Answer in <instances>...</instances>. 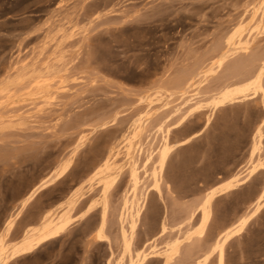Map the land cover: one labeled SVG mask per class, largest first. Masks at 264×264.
I'll list each match as a JSON object with an SVG mask.
<instances>
[{
  "label": "rangeland",
  "instance_id": "obj_1",
  "mask_svg": "<svg viewBox=\"0 0 264 264\" xmlns=\"http://www.w3.org/2000/svg\"><path fill=\"white\" fill-rule=\"evenodd\" d=\"M260 139L264 0H0L2 264H264Z\"/></svg>",
  "mask_w": 264,
  "mask_h": 264
},
{
  "label": "bare ground",
  "instance_id": "obj_2",
  "mask_svg": "<svg viewBox=\"0 0 264 264\" xmlns=\"http://www.w3.org/2000/svg\"><path fill=\"white\" fill-rule=\"evenodd\" d=\"M235 59H236V58H235ZM23 60H26V59H23ZM26 61H27V60H26ZM26 61H25V62H26ZM20 62H21V61H20ZM22 62H24V61H22ZM233 62H234V61H233ZM240 62H241V61H240ZM234 64H235V66H236L237 63H234ZM238 64H240V63H238ZM16 65H17V64H16ZM24 66H26V65H24ZM236 69H237V68H236ZM197 71H198V70H197ZM197 71L194 70L193 72L196 73ZM239 71H240V70H239ZM187 72H188V71H187ZM193 72H189V74H190V73H193ZM184 73H185V72H184ZM185 74H187V73H185ZM185 74H182V76L180 75V78L182 77V78H181V79H182L181 81H183V79H184L183 77L189 75V74H188V75H185ZM49 75H50V74H49ZM183 75H185V76H183ZM194 75H195V74H193L192 76H194ZM38 77H39V76L35 77L34 80L29 84V86L32 85L34 88H39V87H41V86H44L45 84L47 85V83L49 82V79H50V78L47 79L46 77H44L46 80H43L42 78H38ZM50 77H51V76H50ZM188 77H189V76H188ZM188 77H187V78H188ZM190 77H191V75H190ZM178 78H179V77H177V80H175V81H178ZM180 78H179V79H180ZM185 79H186V78H185ZM185 79H184V80H185ZM181 81H178V82L181 83ZM188 81H189V80H188ZM21 83H22V82H21ZM180 83H179V85L181 86ZM182 83H184V81H183ZM186 83H187V82H186ZM176 84H177V83H176ZM176 84H175V86H176V87L178 86V88H180L179 85H176ZM23 87H24V86H23ZM47 87H48V86H47ZM181 87H185V85L182 84ZM29 88H30V87H29ZM41 88H42V87H41ZM178 88H175V89H176V90H179ZM180 90H181V88H180ZM230 96H231V95H230ZM222 97H223V96H222ZM224 97H226V96H224ZM1 98H2V97H1ZM228 98H229V97H228ZM220 99H221V98H220ZM210 100H211V98H210ZM212 100H213V99H212ZM221 100H222V99H221ZM215 101H216V99H215ZM217 101H218V100H217ZM219 101H220V100H219ZM209 102H210V101H209ZM225 102H226V101H225ZM218 105H219V104H218ZM215 106H216V105H215ZM260 135H261V134H260ZM260 135H259V136H260ZM259 136H258V137H259ZM262 136H263V135H262ZM260 138H261V137H260ZM262 140H263V139H262ZM262 140L260 139L259 142L256 143V144H257V145H256V147H257L256 149H257V150H260V151L263 150V149H262V148H263L262 146H264V145H263V143H262ZM256 141H258V140H256ZM162 153H163V152H162ZM167 154H168V153H167ZM161 156H162V154H161L159 157H161ZM165 158H166V154H164V155L162 156V160H165ZM159 159H160V161H161V158H159ZM261 160H262V159H261ZM162 162H163V161H162ZM260 162H261V161H260ZM261 163H262V162H261ZM259 164H260V163H259ZM100 165H101V164H100ZM102 165H103V163H102ZM161 165H162V164H161ZM103 166H104V165H103ZM105 166H106V164H105ZM107 166H108V165H107ZM258 166H259V167H260V166H264V164H263V165L260 164V165H258ZM100 167H101V166H99V168H100ZM255 168H257V167H255ZM104 169H105V168H104ZM263 169H264V168H263ZM97 170H98V169H97ZM94 172H95V171H94ZM99 174H100V173H99ZM136 190H137V189H136ZM137 192H138V190H137ZM215 195H216V194L213 193L211 196H209V197L205 200L204 205H203V206H204V209H208L209 207H211L210 204H211V202H212V200H213V197H214ZM205 211H206V212H205ZM204 212H205V214H203L204 217H203V221H202V227H201L200 232L198 231V232H199V235H202V234L204 233V229H205V227H206V225H207V223H208V220H209V214H208L207 210H204ZM204 212H203V213H204ZM209 213H210V212H209ZM201 217H202V216H201ZM201 219H202V218H201ZM199 224H200V223H199ZM190 225H191V224H190ZM187 229L189 230V226L187 227ZM187 229H185L184 232H186ZM192 229H193V228H192ZM194 229H195V228H194ZM190 231H191V229H190ZM193 231H194V230H193ZM193 231H192V232H193ZM181 232H183V230H182ZM184 232L182 233L183 236H184L183 238H185V234H184ZM189 233H191V232H189ZM189 233H188V235H189ZM54 234H55L54 231H53L52 229H50L48 226H46V227L43 228V233H42V235H41L37 240H34V242H35L36 244H39V243H41L42 241L51 238ZM179 234H180V233H179ZM180 236H181V235H180ZM180 236H179V238H177V236L175 237V238H177L176 241H178V239L182 238V236H181V237H180ZM186 236H187V232H186ZM195 236H197V235L195 234L194 237H195ZM194 237H193V238H194ZM193 238H192V239H193ZM197 238H199V236H198ZM197 238H196V239H197ZM201 238H203V236L200 237V239H201ZM192 239H191V240H192ZM194 239H195V238H194ZM194 239H193V240H194ZM196 239H195L194 241H191V242H192V243H193V242L195 243ZM31 240L33 241V239H31ZM180 240H181V239H180ZM180 240H179V241H180ZM182 240H183V239H182ZM176 241H175V242H176ZM172 242H174V241H172ZM185 242H186V239H185ZM185 242H184V243H185ZM198 242H199V241L197 240V243H198ZM178 243H179V242H178ZM180 243H181V242H180ZM192 243H191V244H192ZM194 243H193V244H194ZM187 244H189V246H191V248L194 246L193 249H195V247H196L195 244H194V245H193V244L190 245V241H189ZM172 245H174L173 248H172V249H171V248L169 249L170 251L172 250L171 253H170V259H171V258L174 259V258H176V257L180 258V257H181V256H180V255H181L180 253H182V252L184 251L185 247H184V249H183V246H182L183 251H181V246H180L179 244H176V243L173 244V243H172ZM182 245H183V244H182ZM184 245H186V243H185ZM186 246H187V247H186V249H185V250H186V251H185V254H186L187 256L184 255V253H182V256H183V255L186 256L187 259H188V263H189V260H193V259L195 258V254H197V253L193 254V253L195 252L196 249L194 250V252H193V250H192V251H191V250L189 251V250H187L188 245H186ZM198 246H199V245H198ZM223 247H224V239H223V238H220V239L218 240L216 246H215V249L218 250L219 253H220V257H219L220 262H222V260H223V256H222L223 251H224ZM189 248H190V247H189ZM191 248H190V249H191ZM204 250H205V249L202 248V251H204ZM196 251L199 252L198 249H197ZM200 251H201V250H200ZM144 252H146V251H144ZM191 252H192V253H191ZM202 253H204V254H205V253L209 254L208 251H206V252H201V254H202ZM3 254H4L3 248H0V264H2ZM197 255H198V254H197ZM202 255H203V254H202ZM168 256H169V255H168ZM179 256H180V257H179ZM184 256H183V258H184ZM147 257H148V256H147L145 253H141L140 255H138V258H137L136 261H134V259H133L132 264H143L144 262H146ZM196 258H199V257L196 256ZM200 258H201V257H200ZM200 258H199V259H200ZM202 258H204V256H202ZM202 258H201V259H202ZM168 259H169V258H168ZM201 259H200V260H201ZM174 260H175V259H174ZM195 260H196V259H194L192 262H194ZM200 260H199V261H200ZM204 260H205V259H204ZM199 261H198V262H199ZM195 262H196V261H195ZM195 262H194V263H195ZM198 262H196V264H197ZM194 263H193V264H194ZM202 263H203V262H202V260H201V264H202ZM199 264H200V262H199Z\"/></svg>",
  "mask_w": 264,
  "mask_h": 264
}]
</instances>
